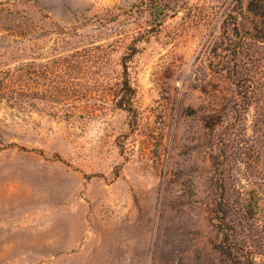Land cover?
I'll list each match as a JSON object with an SVG mask.
<instances>
[{
    "label": "rangeland",
    "instance_id": "obj_1",
    "mask_svg": "<svg viewBox=\"0 0 264 264\" xmlns=\"http://www.w3.org/2000/svg\"><path fill=\"white\" fill-rule=\"evenodd\" d=\"M248 2L0 0V264H264Z\"/></svg>",
    "mask_w": 264,
    "mask_h": 264
},
{
    "label": "trees",
    "instance_id": "obj_2",
    "mask_svg": "<svg viewBox=\"0 0 264 264\" xmlns=\"http://www.w3.org/2000/svg\"><path fill=\"white\" fill-rule=\"evenodd\" d=\"M246 12L252 18V26L245 28L240 24V28L254 32V42L264 50V0H249ZM263 53L258 51V54ZM260 68L261 60L254 56V177L246 180L245 187L242 180H237L239 187L232 196V182L222 160L225 156H211L216 193L209 203V213L221 230L239 226L250 219V215H254V227L264 220V71ZM235 74L237 78L243 76V72ZM241 264H257L255 254L254 261L250 255Z\"/></svg>",
    "mask_w": 264,
    "mask_h": 264
}]
</instances>
